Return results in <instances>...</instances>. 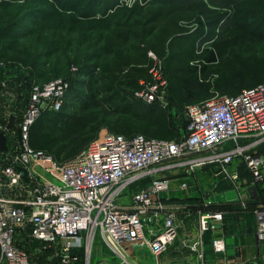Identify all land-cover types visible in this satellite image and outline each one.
Segmentation results:
<instances>
[{
    "label": "built area",
    "instance_id": "obj_1",
    "mask_svg": "<svg viewBox=\"0 0 264 264\" xmlns=\"http://www.w3.org/2000/svg\"><path fill=\"white\" fill-rule=\"evenodd\" d=\"M71 70L78 72L76 66ZM11 72L0 60V104L4 94L11 95L7 91ZM153 74L159 84L140 93L149 104L164 99L159 86L166 85L159 70ZM68 88L64 79L33 84L23 109L11 97L1 104L6 113L0 115V133L7 137L8 150L0 151V264H37L33 256L46 251L59 264H79L76 250L88 242L86 239L93 243L97 235L119 258V264H132L129 253L142 251H149L157 264L177 239L178 224L175 213L163 201L171 181H145L162 171L164 167L159 165L166 162L183 159L176 166L188 167L187 175H192L197 169L202 172L205 165L231 164L244 157L254 182L260 185L264 181L262 156L248 155L264 141V82L236 96L217 94L201 105L188 106L187 134L181 141L104 131L78 155L59 163L31 146L30 133L44 109H61ZM45 101L49 103L44 107ZM14 108L16 124L9 130ZM225 144H230V149L222 152L219 148ZM19 169L27 171V180ZM255 214L257 237L264 241V206ZM222 220L221 213H202L201 233L218 231ZM151 222L160 225L159 232L148 230ZM27 230L26 240L39 243L35 253L18 245ZM212 244L216 253L225 251L222 237L213 239ZM88 251L86 248L90 264Z\"/></svg>",
    "mask_w": 264,
    "mask_h": 264
},
{
    "label": "trees",
    "instance_id": "obj_2",
    "mask_svg": "<svg viewBox=\"0 0 264 264\" xmlns=\"http://www.w3.org/2000/svg\"><path fill=\"white\" fill-rule=\"evenodd\" d=\"M31 1L46 5V9L33 19V28L22 23L0 25V35L4 41H10V49L0 51V60L12 70L13 75L7 81V90L21 99L29 95L33 84H40L34 82L32 73H27L29 54L20 40L35 37L56 50L63 45L64 34L76 31L85 40L92 36L97 59L93 67L94 77L101 92L108 96L107 102L118 104L119 110L139 112L145 121L135 134L129 121L117 120L113 127L109 126L113 133L125 137L139 134L160 141H181L187 134L186 108L193 105L195 94L206 100L217 94L236 96L264 82V54H242L234 50L240 42L264 41V0H226L230 13L224 33L201 52L198 50L200 37L197 31L187 29L185 25L186 10H196L199 5L186 6L176 2L178 0H153L156 4L136 3L105 18L65 21L48 0ZM7 5V2L0 1V9ZM73 66L80 71L79 66ZM156 70L166 80V85L159 86L165 103L158 98L149 104L138 94L159 84L153 74ZM76 76L77 73L69 69L64 80L70 88L77 84ZM64 107L65 101L60 110L44 109L42 115L59 113ZM173 109H181L180 114L176 116ZM12 110L18 114L16 108ZM82 122L63 129L66 135L86 137L75 147L65 146L58 131L40 127L31 133V146L51 154L60 163L66 162L96 138L99 129L93 126L85 132L86 125L90 126L86 119ZM52 123L56 126L59 121L56 119ZM259 151H264V146ZM27 233L28 230L22 233L18 245L35 253L39 243H29ZM50 253L39 264H59L50 258Z\"/></svg>",
    "mask_w": 264,
    "mask_h": 264
},
{
    "label": "rangeland",
    "instance_id": "obj_3",
    "mask_svg": "<svg viewBox=\"0 0 264 264\" xmlns=\"http://www.w3.org/2000/svg\"><path fill=\"white\" fill-rule=\"evenodd\" d=\"M2 1V0H0ZM7 2V6L0 9V25L10 24V23H22L28 28L34 27L33 19L41 14V11L46 9V5L34 3L31 0H3ZM56 9L57 12L63 15L65 21L72 20H83V19H94V18H105L112 13H116L122 7H131L132 5L139 3L143 5H153L156 4L153 0H48ZM176 2L184 3V5H199V8L196 10H186V20L185 25L187 29H193L197 31L198 36L200 37V42L198 50L201 52L203 48H209L214 41L222 36L226 24L228 23L230 8L226 6V0H178ZM39 18V17H38ZM65 40L63 45L53 50L50 46L45 45L43 42H39L35 37L24 38L20 40V44L27 50L29 54L28 65L29 69L27 73H32L34 76V82L40 83L42 85L48 83L51 79H65L69 74V69L72 65H77L80 67V71L73 72L77 73L75 81L77 84L73 88H68L63 102L65 101L64 109L59 113H44L33 125L31 128V133L38 129L39 127L42 130L48 131H58L61 133L62 143L70 147H75L78 145L80 140H84L83 136L77 137L75 134H64V127L67 125H79L83 123V119L88 121L89 126L86 125L85 132L89 131V128L95 126L99 130L96 133V138L104 131H111L109 126L114 125L115 121L120 119H125L131 123L132 130L135 134L142 129L145 124V121L142 119L139 112L130 111V110H119V106L116 103L107 102V95L101 92L99 84L95 81L96 72L93 67L97 62L95 57L94 50V41L92 36H89V40H85L79 37V33L74 31L72 34H64ZM56 36H54L55 38ZM69 42V43H67ZM10 41H4L0 35V51L5 48L6 50L10 49ZM9 48V49H8ZM234 50L242 54H264V41H247L240 42L235 47ZM71 67V68H70ZM90 68V70H88ZM93 70V71H92ZM95 73V75H94ZM93 74V75H91ZM51 80V81H52ZM8 91V90H7ZM11 95L4 94L1 98V104H4L3 99H11L14 103L18 104L23 108L27 101L28 95L25 98L17 99L15 95L8 91ZM140 97V93L138 94ZM208 101L205 98H200L196 94L194 95L192 102L193 105H201L204 102ZM49 103V101L44 102V107ZM0 104V105H1ZM5 105L0 106V115H4ZM181 109H173V113L178 116ZM58 120L59 123L56 126H53V121ZM94 120L93 121H91ZM16 124V123H15ZM30 133V134H31ZM95 138V139H96ZM31 141V135H30ZM227 146V145H226ZM264 146L263 143L259 144L252 152L248 155L255 154L261 155L264 160V151H259L261 147ZM225 146H222V152ZM211 152L204 154V156L209 155ZM47 154V153H46ZM49 155V154H47ZM50 156H52L50 154ZM53 157V156H52ZM53 159H55L53 157ZM185 160V159H184ZM183 159L179 160V162ZM237 161L244 164L246 169H248L251 174L247 164L245 163L244 157L236 158L233 163ZM58 162V161H57ZM60 163V162H59ZM231 164H222L216 163L218 165V173L229 178L235 187H241L243 185L240 180L239 173L234 171H229V166ZM164 166V163L159 165ZM204 169L202 172H199V169L193 171L192 175L197 176L200 182L206 184L207 180L206 172L209 175L215 173L212 170ZM185 173L188 171V167H183ZM217 174V173H216ZM187 175V174H186ZM237 175V179H234L233 176ZM252 176V174H251ZM164 174H157L155 176H148L146 182H149L153 178H164ZM253 178V176H252ZM255 185L254 179L252 180ZM184 185L187 186L186 183ZM264 188V181L260 184ZM186 188V187H185ZM203 195L211 197L215 195L216 191L213 188H204ZM206 197V196H205ZM261 206H264V202L260 203L254 210H257ZM255 214V211H254ZM256 217V214H255ZM200 218V217H199ZM223 223V220H222ZM213 232V231H209ZM256 235H257V218H256ZM178 237V236H177ZM258 238V237H257ZM83 247H80L81 253L79 254L81 260L79 264H88V256L86 248L91 249L92 245L96 241L100 242L101 248L98 253H96L95 248L94 252L91 255L90 264H119V258L114 255L105 245L101 242L99 236L97 235L91 243V239H86ZM261 241V240H260ZM213 246V244H212ZM226 249V246H225ZM214 250V248H213ZM89 252V251H88ZM225 252V251H224ZM50 252H43L38 256H33L35 262L39 264L41 260H46V255ZM222 253V252H220ZM51 254V253H50ZM89 261H90V252H89ZM132 262V261H131ZM133 264V263H132Z\"/></svg>",
    "mask_w": 264,
    "mask_h": 264
},
{
    "label": "crops",
    "instance_id": "obj_4",
    "mask_svg": "<svg viewBox=\"0 0 264 264\" xmlns=\"http://www.w3.org/2000/svg\"><path fill=\"white\" fill-rule=\"evenodd\" d=\"M224 146L228 150L231 145ZM176 163L180 162L176 160L164 163V169L158 173L164 174V178L171 181V189L163 195V201L176 215L178 237L168 251L159 256L157 264H264V241L257 238L254 214V209L264 202V188L253 183L244 164L235 161L229 166V171L236 170L240 175L243 185L239 188L229 178L218 173L216 164L205 167L215 173L209 175L206 172L204 177H209H206L207 182L204 184L197 176L186 175L184 168L176 166ZM205 187H214L216 194L205 198ZM205 200L211 203L207 204ZM206 212L223 215V223L218 231L201 233L199 217ZM158 218L162 225L163 216ZM160 225L151 222L147 228L157 233ZM216 237L224 239L225 252L216 253L213 250L212 242ZM101 242L103 243L102 240ZM94 248L96 253L102 250L99 241L90 249V263ZM76 252L81 253L80 249ZM129 259L133 264L156 263L149 251L129 253Z\"/></svg>",
    "mask_w": 264,
    "mask_h": 264
},
{
    "label": "water",
    "instance_id": "obj_5",
    "mask_svg": "<svg viewBox=\"0 0 264 264\" xmlns=\"http://www.w3.org/2000/svg\"><path fill=\"white\" fill-rule=\"evenodd\" d=\"M162 101L165 103L164 99H162ZM16 119H17V114L11 111L7 129L12 130L15 128ZM7 150H8L7 137L5 136L4 133H0V151L5 152ZM19 170L23 173L24 179L27 180V171L25 169H19Z\"/></svg>",
    "mask_w": 264,
    "mask_h": 264
}]
</instances>
